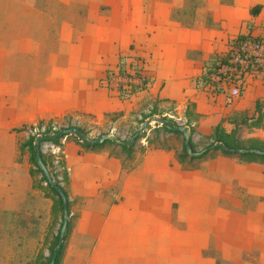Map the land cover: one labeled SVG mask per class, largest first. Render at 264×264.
Wrapping results in <instances>:
<instances>
[{"label":"rangeland","instance_id":"rangeland-1","mask_svg":"<svg viewBox=\"0 0 264 264\" xmlns=\"http://www.w3.org/2000/svg\"><path fill=\"white\" fill-rule=\"evenodd\" d=\"M141 1L0 0V132L9 134L13 159L27 169L32 187L21 207L0 213V264L44 263L62 220L56 195L41 180L39 172L30 173L33 164L29 153L19 148L29 134H49L74 124L84 128L88 137L107 133L124 140L154 112L178 125H187L195 151L214 142L212 132L216 124L234 130L244 146L264 143V71L247 76L245 86L233 101H226L222 90L210 94L214 92L208 86L197 87L196 100L159 96L169 80L155 81L149 72L151 65L137 56L134 58L142 64L144 84L130 89L127 84L106 85L109 71L117 68L120 57L125 61L129 55L115 47L109 49L103 34L112 31L125 13L123 7L128 14ZM143 1L158 3L155 15L167 19L164 27L179 24L172 29L170 42L184 36V28L192 39H199V21L211 29L226 30L229 35L248 31L264 35V24L250 21L248 9L239 6L238 0H220V14L209 6L218 0H203V9L199 11L202 0ZM87 9L91 15L88 19ZM222 9L237 18L235 25H226ZM146 21L147 18L142 19L145 24ZM200 63L201 60L197 66ZM183 137L181 132L165 130L162 124L151 122L135 138L129 154L121 149L118 140L104 144L113 152L121 149L125 175L124 191L119 196L123 206L119 207L110 192L115 184L109 185L105 195H110L108 200L113 199L114 205L110 221L101 224L99 230L87 227L86 219L81 218V197L73 193L79 183L67 185L68 169L61 149L50 140L41 143L52 172L70 198L68 230L58 264L257 262L258 256L249 260L244 246H260L259 237L249 241L247 236L252 229L258 231L259 224L244 223L237 217H242L245 207L264 200V192H258L264 181L252 177L243 186L236 184L228 189L224 184L220 191H204L202 216L198 210L186 207V202L195 198L196 188L205 190L193 173L212 168L215 163L209 162V158L222 154L240 163H255L259 167L257 172H264V161H246L216 150L211 156L180 162L177 155ZM80 149L85 150L83 146ZM235 170L239 175L243 172L242 168ZM208 184L216 186L212 181ZM252 184L256 188L252 189ZM119 226L121 235L116 233Z\"/></svg>","mask_w":264,"mask_h":264},{"label":"crops","instance_id":"crops-1","mask_svg":"<svg viewBox=\"0 0 264 264\" xmlns=\"http://www.w3.org/2000/svg\"><path fill=\"white\" fill-rule=\"evenodd\" d=\"M238 3L239 6L242 5L248 9L247 17L250 16V21H253L255 24H264V14L262 15V12L264 13V0H238ZM256 3L261 4L259 12L252 14L250 13V8ZM221 5L223 7V3L218 0L213 3V5L209 6L215 10L216 14H220ZM155 6L156 8L159 7L158 3H148L142 0L140 3L132 6L131 12L128 14L126 13V9H124L125 7H123L121 10L125 13L117 19V24L113 26V29L110 28L112 31H110L109 34H103V39L107 41L109 49L115 47L121 53H125V56H137L146 63L148 62L149 65H151L149 72L151 76L155 78V81H157L158 78L169 80L167 88L163 90L159 96H170L172 98L184 97L185 100L188 98L196 100L199 93L195 82L196 75L200 72L205 62L208 61L209 58H213L211 56L227 51L229 47V37L232 38L236 34L229 35L226 30L211 29L203 25V22L199 21L196 26V30H200L201 32L199 39H192L191 36H189L188 29L184 28V31L181 32L184 36L181 35L178 40L170 42L172 29L179 26V24H169L170 26H167L168 30L164 27L167 19L162 18V15H155ZM165 6L167 5L162 4V7ZM203 6L204 1L202 0L198 11L203 9ZM88 10L89 9H87V12ZM260 14L262 15L261 18L258 17ZM222 15L226 18V25H231L232 23L235 25L237 18L231 17L229 10L222 9ZM90 16L89 12L87 15L85 13V18L88 19ZM239 17L240 16H238V18ZM143 18H147L146 24L142 22ZM240 19L241 18L238 20ZM175 43L180 46H175ZM200 60L201 63L197 66ZM221 94L224 95L223 92ZM197 108L200 111L203 109H201L200 106ZM73 138L65 135L60 140L61 145L56 144L63 153L65 166L68 169V174H65L67 177L66 183L67 185L73 186L79 183L77 186L79 188L74 189L73 193L81 197L79 202L82 204L79 211L81 218L86 219V223H84L87 227L91 228L93 226L95 230H99L101 224L110 221L109 217L114 205L113 199L108 200L110 195H105V193H109V185L115 184V187L110 189V192L114 194L119 203V207L123 206L121 203L122 200L119 197L124 191L123 176L125 175V171L123 152L121 149L118 151L116 147L115 149L118 151L117 155L111 154V149L109 147H102L98 150L85 149L81 151L80 148L82 145ZM13 153L9 134L7 132H0L1 214L9 212L13 208L21 207L29 196V193L32 192L29 172L13 159ZM211 160L215 163L212 168L207 170L197 169L193 173L195 174L196 180L203 183L205 190H202L200 187L196 188L194 193L195 198L186 202V207L195 209L194 211H199H197L198 215L202 216L205 208L203 203L205 202L203 199L205 195L204 191L207 192L210 188H218L219 190L224 184L228 185V189L231 188L229 186L236 184L243 186L246 181L250 180L252 177H258L257 179L261 183L264 181V172L262 170L257 172V169H259L258 164L254 163V165L247 162L240 163L222 154H217L215 157L208 159L209 162ZM235 168H242L243 175H239ZM218 169H220V172H216ZM210 181L215 183L216 186H208ZM101 184H104L103 188ZM262 187L264 188V185H262ZM251 188H256V184H252ZM263 188L258 192H264ZM221 192L223 191L221 190ZM224 196H222V199H224ZM100 197H104V199ZM219 197L220 196H216L217 199H219ZM147 205H150L149 200H147ZM232 215H234V212ZM241 216L242 217H237L236 212V217L241 219V222L259 224L258 231L253 232L251 228L252 231H250L251 233L247 234V236L249 241H254L259 237L260 246L258 248L250 244L244 246L245 252L250 257L249 260H251V256H258L256 259L257 262L248 261L247 264H264V200L260 199L254 206L245 207V212L241 214ZM121 227L122 226H119V228H117L116 233H120Z\"/></svg>","mask_w":264,"mask_h":264},{"label":"trees","instance_id":"trees-1","mask_svg":"<svg viewBox=\"0 0 264 264\" xmlns=\"http://www.w3.org/2000/svg\"><path fill=\"white\" fill-rule=\"evenodd\" d=\"M260 6H261L260 3L254 4L250 8V13H252V14L258 13L259 9H260ZM249 36H254L256 38H263L264 37V35H252L250 32L238 33L234 37L230 38L229 47L237 39H241V38H245V37H249ZM222 58H223V55L221 54V55L215 56L214 58H209L208 61H206V63L203 65L201 71L196 75V78H195L196 86L198 88H203L204 86H207V84L210 82L209 73L215 68L216 61L218 59H222ZM116 66L120 70L123 69V67H124V57H120L119 58V60L116 62ZM152 113H154V112H151L150 114H152ZM150 114H148V115H150ZM146 116L147 115H145L144 117H146ZM167 121H168V123L170 125H176V123L171 118H168ZM70 125H72V124H68L67 126H70ZM162 126H163V128L165 130H171V131H174V132H180V131H176V130L170 129V128L164 126V125H162ZM78 127L87 135V133L84 130V128H82L81 126H78ZM65 135L70 136V137H74L85 149H91V150H98V149L104 147V144L107 143V142H115V141H113L111 139H105L104 141L99 142V143L85 144V143H82L78 139V137L75 134H72V133H66V134H63L61 136H57V137H55L53 139H49V140L51 142L55 143V144H58L60 142V139L62 138V136H65ZM212 135H213V141L214 142L215 141H220L222 143L227 144L230 147H258V148L264 149V143H262V144H250L249 146H244L242 141H241V139H240V137H238V135L236 134V132L234 130H226L220 124H216L215 125V127L213 129V132H212ZM35 136H36V133L35 134H29V136L23 142L20 143L19 148H20V150L26 149L28 151V153H29V159H30L31 163L33 164V168H30V173L35 172V171L39 172L41 180L46 181V178H45L44 174L42 173V170H41L38 162L35 159V150H34V147H33V142H34ZM212 143L213 142H211L207 146H205L198 154H190L187 151V149L185 148L184 137H183L182 148H181V151L177 155L179 161L180 162H184L185 160L189 161V160H191L193 158L205 157V156H209V155L211 156V155H213L216 152V150H219L221 153L226 154V155L240 156L246 161H261V162L264 161V154H259V153H255V152H236V151H233V150L223 149L221 147H209V145L212 144ZM119 145H120L122 150H126L127 154H129L131 152L132 148H133V143L131 145H125V144H121L119 142ZM189 145H190L191 149L195 151L194 143L192 141L191 135H190V138H189ZM110 152H111V154L117 155V152H113V151H110ZM40 154H41V158H42L43 162L49 168V171L51 172L53 178L64 189V191H65V193L67 195V191H66L64 185L61 183V181L59 179H57L55 177V174L52 172V170L50 168V163L46 160L45 154L42 151V149L40 150ZM66 178L67 177L65 176V181H67ZM46 183H47V181H46ZM47 186L56 195L58 206H59V210H60V215L62 217V203H61L60 195L56 191V189H54L49 183H47ZM67 200H68V195H67ZM69 203H70V201L68 200V207H69ZM61 223H62V220L60 222V226H61ZM60 226L58 228V233L55 235V241L52 244L51 252L48 255L47 260L44 263H42V264H47L49 262V260H50V257H51V254L53 252L54 246H55V244L57 242V239H58ZM67 230H68V228H67ZM65 238H66V235L64 236V239ZM62 248H63V244L61 245V247L59 248V250L57 252V256H56L54 264H58V262L60 260L61 253H62Z\"/></svg>","mask_w":264,"mask_h":264},{"label":"built area","instance_id":"built-area-1","mask_svg":"<svg viewBox=\"0 0 264 264\" xmlns=\"http://www.w3.org/2000/svg\"><path fill=\"white\" fill-rule=\"evenodd\" d=\"M222 55L223 58L216 61L215 68L209 73L207 86L213 92L222 90L226 101H233L245 86L247 76L264 71V37L237 39ZM126 60L122 70L115 67L109 71L106 76L109 81L105 79L107 86L127 84L130 89L144 84L140 60L134 57Z\"/></svg>","mask_w":264,"mask_h":264},{"label":"water","instance_id":"water-1","mask_svg":"<svg viewBox=\"0 0 264 264\" xmlns=\"http://www.w3.org/2000/svg\"><path fill=\"white\" fill-rule=\"evenodd\" d=\"M151 122H158L170 129L180 131L184 136V145L187 151L190 154H198L200 151H194L191 149L189 145V138L190 134L188 132V126L187 125H170L167 121V119L164 116H160L157 114H151L144 118L137 129L127 138L124 140H118V138L113 134H107V133H101L99 135H96L94 137H88L77 125H70V126H64L59 128L58 130L49 133V134H36L33 147L35 150V159L38 162L42 173L44 174L47 183H49L56 191L59 193L62 203V223L60 226L59 234L57 242L54 246L53 252L51 254L50 260L47 264H54L57 252L64 241V236L66 232V228L68 226V217H69V207H68V200L67 195L64 191V189L57 183V181L53 178L51 172L49 171V168L47 165L43 162L40 154L41 150V142L49 139H53L57 136H61L66 133H72L75 134L79 140L82 143L85 144H94L104 141L105 139H111V140H118L121 144L125 145H131L135 138L151 123ZM209 147H221L223 149L227 150H233L236 152H255L259 154H264V149L258 148V147H230L225 143H222L220 141H215L212 144L209 145Z\"/></svg>","mask_w":264,"mask_h":264}]
</instances>
